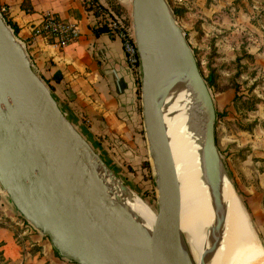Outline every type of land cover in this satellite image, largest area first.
<instances>
[{"label":"water","instance_id":"1","mask_svg":"<svg viewBox=\"0 0 264 264\" xmlns=\"http://www.w3.org/2000/svg\"><path fill=\"white\" fill-rule=\"evenodd\" d=\"M129 2L139 57L143 131L157 192L153 263L93 189L75 139L84 143L119 179L115 169L79 131L35 72L23 41L0 13V189L18 215L50 241L59 257L75 264H182L178 258L181 236L177 182L157 94V66L170 46L182 59H187L193 85L208 100L210 115L203 137L204 158L209 166L221 163L252 225L218 154L215 105L173 9L167 0Z\"/></svg>","mask_w":264,"mask_h":264},{"label":"rangeland","instance_id":"2","mask_svg":"<svg viewBox=\"0 0 264 264\" xmlns=\"http://www.w3.org/2000/svg\"><path fill=\"white\" fill-rule=\"evenodd\" d=\"M167 3L179 10L175 19L204 79L213 80L209 90L215 108L222 113L215 124L218 154L250 214L251 227L264 251V0H167ZM123 13L130 19V11ZM98 138L102 142L99 154L115 169L122 185L136 191L156 212L154 169L144 131L137 140ZM20 219L24 224L14 225L20 244L36 252L38 246L33 240L51 245L45 236ZM22 228L28 231L22 233ZM180 236L188 250L190 246L181 230ZM181 261L190 264L183 257ZM0 264L6 263L0 259Z\"/></svg>","mask_w":264,"mask_h":264},{"label":"bare ground","instance_id":"3","mask_svg":"<svg viewBox=\"0 0 264 264\" xmlns=\"http://www.w3.org/2000/svg\"><path fill=\"white\" fill-rule=\"evenodd\" d=\"M157 94L177 182L178 229L190 246L185 249L179 240V261L186 264L183 257L190 264H264V251L225 170L219 161L209 166L204 158L208 100L193 85L187 59L172 46L157 66ZM75 146L93 189L153 263L155 212L84 143L75 139Z\"/></svg>","mask_w":264,"mask_h":264},{"label":"crops","instance_id":"4","mask_svg":"<svg viewBox=\"0 0 264 264\" xmlns=\"http://www.w3.org/2000/svg\"><path fill=\"white\" fill-rule=\"evenodd\" d=\"M92 0H0L6 21L17 28L35 72L69 114L79 131L97 148L98 137H131L143 134L137 94V75L125 61L122 44L108 32L95 34L96 18L87 9ZM112 9L119 4L130 11L129 0H93ZM45 12L77 24L80 37L65 46L34 36L31 29ZM139 77V75H138ZM126 139V138H125ZM0 189V259L6 264H75L56 255L52 245L36 242L38 251L20 244L14 225L24 224ZM22 221V223H20ZM25 226V225H24ZM22 233L28 230L22 228ZM41 247V248H39ZM25 250V251H24Z\"/></svg>","mask_w":264,"mask_h":264},{"label":"built area","instance_id":"5","mask_svg":"<svg viewBox=\"0 0 264 264\" xmlns=\"http://www.w3.org/2000/svg\"><path fill=\"white\" fill-rule=\"evenodd\" d=\"M95 8L98 13L95 16L96 27L105 25L111 30V33L122 44L128 69L133 73H138L139 57L131 22L127 14H118L112 9L98 3H95ZM5 10V6L0 5L1 15L4 14ZM31 32L34 36L52 39L54 44L61 47L77 41L80 37V30L77 24L60 19L52 12L43 13L39 23L32 27Z\"/></svg>","mask_w":264,"mask_h":264},{"label":"trees","instance_id":"6","mask_svg":"<svg viewBox=\"0 0 264 264\" xmlns=\"http://www.w3.org/2000/svg\"><path fill=\"white\" fill-rule=\"evenodd\" d=\"M87 9H89V10H94L93 11V13L95 14V16L96 15H98V13H97V9L95 8V3H94V1L92 0V2L89 4V6H87ZM112 10L113 11H115L116 13H118V14H122L124 11H125V9L123 8V7H121L119 4H113L112 5ZM173 12H174V14L177 16L178 15V12H179V10H177L176 8H174L173 9ZM7 24L8 25H10L11 27H12V29H13V31H14V33L16 34L17 33V28H16V26L14 25V24H12V23H10L9 21H7ZM93 31H94V33L95 34H99V33H102V32H108V33H110V34H112L111 33V30L107 27V26H105V25H102V26H97V27H95L94 29H93ZM137 94H139V86H140V84H139V77H137ZM205 81H206V84H207V86H208V88H211L212 86H213V80L210 78V77H208V78H206L205 79ZM216 109V108H215ZM216 111V121H215V124H216V122H217V120L219 119V116H221V114L222 113H219V111L216 109L215 110ZM149 165V164H148ZM133 190V189H132ZM135 191V190H134ZM238 191V190H237ZM136 192V191H135ZM138 194V193H137ZM139 195V194H138ZM140 196V195H139ZM143 198V197H142ZM144 200H146V199H144ZM147 201V200H146ZM148 202V201H147ZM20 216V215H19ZM20 218H22L21 216H20ZM23 219V218H22ZM24 220V219H23ZM24 222L25 223H27L25 220H24ZM54 251H55V253H56V255H58V253H57V251L54 249ZM59 256V255H58Z\"/></svg>","mask_w":264,"mask_h":264}]
</instances>
